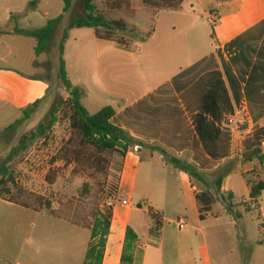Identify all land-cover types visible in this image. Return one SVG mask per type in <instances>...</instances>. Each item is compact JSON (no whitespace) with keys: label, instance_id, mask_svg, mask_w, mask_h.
Returning a JSON list of instances; mask_svg holds the SVG:
<instances>
[{"label":"crops","instance_id":"obj_1","mask_svg":"<svg viewBox=\"0 0 264 264\" xmlns=\"http://www.w3.org/2000/svg\"><path fill=\"white\" fill-rule=\"evenodd\" d=\"M8 1L0 0V25L15 22L7 30L21 34L18 15L8 14L18 7L9 8ZM131 4L134 14L148 9ZM95 38L97 70L85 80L74 78L69 68L68 37L69 78L87 89L83 104L90 113L112 105L113 123L148 145L132 147L125 158L124 202L113 207L102 264L121 263L128 228L138 236L134 264H264V193L248 211L256 203L245 176L256 171L264 178V162L254 155L264 154V0H184L179 10L159 11L153 32L130 49ZM105 62L127 69L107 72ZM0 79L1 87L9 86L8 76ZM151 145L205 171L236 161L203 220L196 195L204 185ZM149 208L161 220L156 232ZM42 217L75 227L69 264H84L88 227L1 197L0 264H35L34 234ZM118 227L122 235L114 240Z\"/></svg>","mask_w":264,"mask_h":264},{"label":"rangeland","instance_id":"obj_2","mask_svg":"<svg viewBox=\"0 0 264 264\" xmlns=\"http://www.w3.org/2000/svg\"><path fill=\"white\" fill-rule=\"evenodd\" d=\"M9 0L8 7H18L9 10L16 13L18 22L25 29H38L45 26L49 19L63 15V19L56 25L45 52L37 55L34 37L24 34L11 33L7 29L15 22H2L0 31V67L9 78V86H0V167L9 159L11 150L22 139L27 140V148L14 156L8 163L9 172L15 178V183L30 192L40 194L51 202V208L44 212L72 223L91 226L97 209H106L104 191L107 184L112 182L109 169L113 161L108 157H97L91 163L83 159L71 162L68 146L71 137L70 123L65 107L58 112V122L43 137L29 140L32 132L45 120L54 103L66 100L68 92L59 78V50L58 45L65 28L76 17L83 13V0H73L67 13H64V0ZM103 8V0H96ZM40 2V3H39ZM142 0H133L134 7L142 5ZM40 5L39 8H35ZM31 9V10H30ZM108 20H123L128 25V31L120 37L127 40L135 36H147L152 26V11L150 8L139 10L135 14L128 9L115 12L105 11ZM18 31V30H17ZM97 42L92 28H73L69 31L67 56L69 68L73 77L89 79L97 70ZM107 72L127 69L114 66L111 62L104 63ZM1 80V79H0ZM107 84L113 83L112 79ZM47 91H46V87ZM46 92V94H45ZM38 106L23 124L6 131L5 128L23 117V111L31 106L35 100ZM73 158V157H72ZM88 183L92 188L89 199L80 195L79 189ZM118 202H124L121 197ZM134 205L138 201L134 198ZM147 217V216H146ZM37 225L34 234L33 248L36 251L35 264H69L71 238L75 235V227L67 225L58 219H44ZM49 218V217H48ZM149 219V217H148ZM49 220V221H48ZM113 239L122 235V228L115 229ZM77 259L79 253H74ZM231 264V263H230Z\"/></svg>","mask_w":264,"mask_h":264},{"label":"trees","instance_id":"obj_3","mask_svg":"<svg viewBox=\"0 0 264 264\" xmlns=\"http://www.w3.org/2000/svg\"><path fill=\"white\" fill-rule=\"evenodd\" d=\"M143 4L152 11V26L149 34L155 29V22L159 11L163 9L179 10L182 8L184 0H142ZM32 1L31 3H35ZM64 13H67L73 4V0H64ZM123 9H132L131 0H103V8L98 6L96 0H83V13L76 16L69 25L65 28L63 36L59 42V78L63 83L65 90L68 92V98L60 102L54 103L51 110L48 112L45 120L37 127L35 132H32L29 140H34L37 137L46 136L50 130L58 122V112L61 107H65L67 118L70 123L71 137L69 139L70 160L83 159L91 163L97 157H108L109 162L113 161L112 167L109 169V175L112 177V182L107 184L104 191L106 209H97L95 212L94 222L91 226H86L91 230V243L86 254L84 264H102L108 235L110 233L111 220L113 217V207L115 204H108L110 199L119 200L120 179L124 167V162L129 150L132 147L140 146L147 147L143 141L133 137L129 131L115 125L112 118L116 114V109L112 105H106L95 113H90L83 99L87 96V89L81 85L74 84L68 75L66 60L64 58L65 44L69 37V31L73 28H92L97 38L105 40H114L120 46L130 49L134 42L144 41L147 36H135L127 40L120 37L121 33H133L128 31V25L123 20H108L105 16V11L115 12ZM63 15L54 19H49L47 24L41 28L18 29V32L30 37H34L37 41L35 52L37 55L45 52L50 39L55 31L57 24L61 22ZM39 100L35 101L31 106L23 111V117L10 124L5 128L6 131L16 128L18 125L28 119L34 107L38 106ZM153 150L159 151L165 158L167 163L174 165L176 168L187 172L192 180L201 182L205 189L200 190L196 197L199 204L201 219L212 210L216 202L215 194L221 189L223 179L228 172L234 169L236 161H230L225 167H219L213 171H205L188 160L172 156L170 152L159 145L149 146ZM27 148V140L22 139L20 143L13 147L7 162L0 167V197L10 202L22 205L26 208L34 209L38 212H44L45 209L51 208V202L40 194L27 191L19 187L15 183V178L9 172L8 163L10 160ZM260 162H264V154L254 153ZM247 184L250 187V197L256 203L261 199L264 193V178H259L256 171L245 175ZM80 195L89 199L92 194V188L88 183H85L79 189ZM231 195L228 194L227 198ZM139 207H142L138 204ZM227 211L233 213V204L227 203ZM250 206L247 210L250 211ZM254 208V209H255ZM149 215L153 221L152 231L156 232L161 227V220L151 208L148 209ZM239 216V214H236ZM137 234L128 228L124 242L123 252L120 264H134Z\"/></svg>","mask_w":264,"mask_h":264},{"label":"built area","instance_id":"obj_4","mask_svg":"<svg viewBox=\"0 0 264 264\" xmlns=\"http://www.w3.org/2000/svg\"><path fill=\"white\" fill-rule=\"evenodd\" d=\"M229 122H232L231 118L229 119ZM108 204H115V200L110 199V200L108 201ZM250 207H251V208H255V204L250 205ZM179 227H180V228H183V227H184V222H183L182 220L179 221Z\"/></svg>","mask_w":264,"mask_h":264},{"label":"water","instance_id":"obj_5","mask_svg":"<svg viewBox=\"0 0 264 264\" xmlns=\"http://www.w3.org/2000/svg\"><path fill=\"white\" fill-rule=\"evenodd\" d=\"M241 160H242V162H244V159L243 158Z\"/></svg>","mask_w":264,"mask_h":264}]
</instances>
